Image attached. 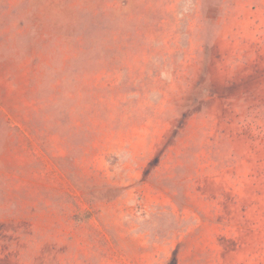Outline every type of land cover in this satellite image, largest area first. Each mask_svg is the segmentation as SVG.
<instances>
[{"label": "rangeland", "instance_id": "obj_1", "mask_svg": "<svg viewBox=\"0 0 264 264\" xmlns=\"http://www.w3.org/2000/svg\"><path fill=\"white\" fill-rule=\"evenodd\" d=\"M0 264H264V0H0Z\"/></svg>", "mask_w": 264, "mask_h": 264}]
</instances>
